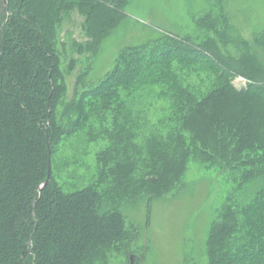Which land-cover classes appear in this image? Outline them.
<instances>
[{
    "label": "trees",
    "instance_id": "1",
    "mask_svg": "<svg viewBox=\"0 0 264 264\" xmlns=\"http://www.w3.org/2000/svg\"><path fill=\"white\" fill-rule=\"evenodd\" d=\"M214 1L199 35L126 47L95 84L88 69L79 75L64 101V21L81 16L84 41L73 48L91 57L125 1L0 0V264H112L130 247L122 202L176 190L191 162L231 184L208 231V264H264V29L244 37L229 0ZM151 98L166 104L155 122ZM74 137L107 141L86 186L57 178L75 164L56 157Z\"/></svg>",
    "mask_w": 264,
    "mask_h": 264
},
{
    "label": "rangeland",
    "instance_id": "2",
    "mask_svg": "<svg viewBox=\"0 0 264 264\" xmlns=\"http://www.w3.org/2000/svg\"><path fill=\"white\" fill-rule=\"evenodd\" d=\"M124 1V17L101 42L94 56H78L73 48V43L84 41L81 16L73 12L64 21L59 45L67 87L64 101L72 98L76 79L87 69L85 80L95 84L113 68L117 56L126 47L153 41L161 33L181 37L199 35L196 20L205 12L217 11L211 3L214 0ZM229 11L232 24L244 37L250 38L264 29V0H229ZM72 59L74 67L69 70ZM233 85L240 89L246 82L239 77L233 80ZM152 99L147 115L155 122L166 104ZM106 147L107 141L85 145L79 137L65 142L57 153V161L63 164L68 156H74L75 164L69 171L61 168L58 180L66 184L79 182L82 186L92 183L96 176V154ZM230 190L231 184L217 170H206L191 162L183 185L176 190L154 198L148 205L143 200L122 202L119 210L131 233L130 247L128 254L119 255L112 264H125L127 256L130 264H208L205 245L208 231Z\"/></svg>",
    "mask_w": 264,
    "mask_h": 264
},
{
    "label": "water",
    "instance_id": "3",
    "mask_svg": "<svg viewBox=\"0 0 264 264\" xmlns=\"http://www.w3.org/2000/svg\"><path fill=\"white\" fill-rule=\"evenodd\" d=\"M4 1V5L6 6V0H3ZM48 174H47V179L46 181L44 182V184H42L41 186L38 187L37 189V198H36V201L34 203V205H36V202L38 201L39 199V195H40V191L48 184L49 182V176H50V170H51V162H50V154H49V157H48Z\"/></svg>",
    "mask_w": 264,
    "mask_h": 264
}]
</instances>
